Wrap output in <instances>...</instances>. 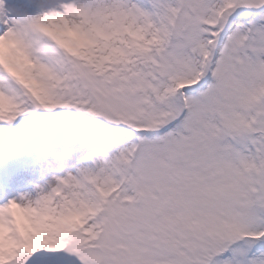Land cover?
Masks as SVG:
<instances>
[{
    "label": "snow or ice",
    "instance_id": "snow-or-ice-1",
    "mask_svg": "<svg viewBox=\"0 0 264 264\" xmlns=\"http://www.w3.org/2000/svg\"><path fill=\"white\" fill-rule=\"evenodd\" d=\"M0 264H264V0H0Z\"/></svg>",
    "mask_w": 264,
    "mask_h": 264
}]
</instances>
